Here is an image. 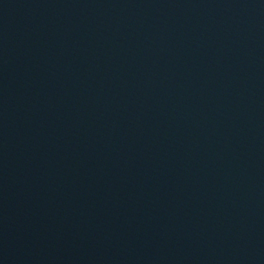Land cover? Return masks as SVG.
I'll return each instance as SVG.
<instances>
[{
	"label": "water",
	"instance_id": "1",
	"mask_svg": "<svg viewBox=\"0 0 264 264\" xmlns=\"http://www.w3.org/2000/svg\"><path fill=\"white\" fill-rule=\"evenodd\" d=\"M0 264H264V0H0Z\"/></svg>",
	"mask_w": 264,
	"mask_h": 264
}]
</instances>
